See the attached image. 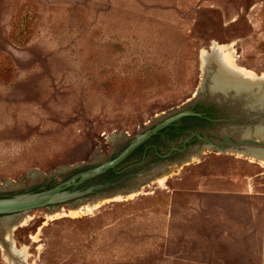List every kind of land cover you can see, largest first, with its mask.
I'll return each instance as SVG.
<instances>
[{"label":"rangeland","instance_id":"374dc122","mask_svg":"<svg viewBox=\"0 0 264 264\" xmlns=\"http://www.w3.org/2000/svg\"><path fill=\"white\" fill-rule=\"evenodd\" d=\"M218 44L264 72V0H0V197L105 162L191 105L217 109L200 127L213 143L261 141L264 83L236 97L212 90L218 68L203 70L200 55ZM188 141L85 197L0 217V264H264V162L228 141ZM20 218L13 253L5 233Z\"/></svg>","mask_w":264,"mask_h":264},{"label":"water","instance_id":"95a60500","mask_svg":"<svg viewBox=\"0 0 264 264\" xmlns=\"http://www.w3.org/2000/svg\"><path fill=\"white\" fill-rule=\"evenodd\" d=\"M227 92H234L233 97L241 95V92L238 93L235 92L234 90H228ZM191 115L198 116L199 114L191 110H183L163 119L153 127L148 128L142 133H139L138 135L134 136L128 142V144L112 158L96 166L79 171L76 174L72 175L70 178L56 184L51 188L36 192H25V193L0 197V217L4 218L3 220L5 224V222L11 221L13 215L24 213L37 208H44V207L46 208L58 204L61 205L72 199L77 200L82 197H85L94 190L107 186V184L106 185L97 184V185L87 186L81 189H74L79 185L83 184L84 182L104 174L110 169H114L117 165H119L122 161H124L126 157H128L136 148H138L140 145H142L152 136L156 135L160 130L170 126L175 121L185 116H191ZM195 135L198 137L200 141L204 143L205 145L204 147L216 149L219 151H223L225 149L226 147L225 141H228L231 147H233L232 149L235 150L247 151V150H251V148L264 149L263 135H261V141L250 139V137L249 138L246 137L244 139H241L240 141L234 142L229 137H225L221 141L220 145L213 143L209 139L199 134H195ZM188 140L189 138L184 141L183 148L180 150H184L185 143Z\"/></svg>","mask_w":264,"mask_h":264},{"label":"bare ground","instance_id":"6f19581e","mask_svg":"<svg viewBox=\"0 0 264 264\" xmlns=\"http://www.w3.org/2000/svg\"><path fill=\"white\" fill-rule=\"evenodd\" d=\"M200 57H201L200 58L201 67L203 70L207 69L206 67L210 62L214 63L218 68L217 70L218 72L211 77L213 80L211 89L214 91L225 93L226 91L232 89L240 93L244 90L251 89L254 85H260L264 83V72L257 74L253 70H250L239 64L236 59V56L232 54V52L229 50L227 45L218 44L216 46H213L210 52H207L206 50H202ZM260 149L261 148H251V150H247L252 152L251 154L248 155L253 159H257L259 161L264 162V151ZM165 178H166L165 176L158 177L157 178L158 183L163 184ZM111 199L120 200L121 197L119 195H116L114 196V198ZM101 201L103 200L90 202L84 207L80 205L76 206L75 208L70 209L69 212L71 214H77V215L90 213L92 210L98 207L100 203H102ZM55 213H59V214L61 213V215L62 214L66 215V213L63 212V210L61 209L53 213L47 214V217H51ZM22 222L23 219L20 218L6 228L5 238L7 239L9 248L13 253H18V250L15 247V242L14 239L12 238V231ZM37 235L38 234L35 233L34 235L31 236L32 241L34 242L38 241Z\"/></svg>","mask_w":264,"mask_h":264},{"label":"flooded vegetation","instance_id":"af4514ba","mask_svg":"<svg viewBox=\"0 0 264 264\" xmlns=\"http://www.w3.org/2000/svg\"><path fill=\"white\" fill-rule=\"evenodd\" d=\"M197 105L199 106L202 104H197ZM197 105H191L189 110L198 113L199 115L197 117H199V120H185L183 122H180V125H175V127L173 129H171L169 131V133L166 134L165 144H169V148H168V151L166 153L161 154L160 148L155 143H153V142L146 143V144H144V146L142 148L141 157L139 159L135 160L134 162H130L127 165H125L124 167L120 168V170H118L117 173L123 174V172L126 169L137 166L149 154V152L154 150V149L157 150V158L158 159H162L164 156H165L164 159H166L168 156H171L175 152L185 151L187 148V143H185L184 150H180L183 148V144H181V147L175 146V144L172 142V140L175 136H172V135L173 134L175 135V133L177 134V133L181 132L183 134H180L178 137H180L184 134H187L189 141H192L194 138L198 139V137L195 134L201 135L200 134V127L203 125V123H206V122H204V120L202 118L206 117L208 122L215 120V118H210V117L204 116V113H206L204 110H205V108L206 109L208 108L207 105H202V106H204V109H202V113H200L201 108L197 107ZM191 116H195V115H191ZM180 127H183L182 131H180ZM97 184H100V183H97ZM106 184L107 183H103L102 185H106Z\"/></svg>","mask_w":264,"mask_h":264},{"label":"trees","instance_id":"16d2710c","mask_svg":"<svg viewBox=\"0 0 264 264\" xmlns=\"http://www.w3.org/2000/svg\"><path fill=\"white\" fill-rule=\"evenodd\" d=\"M197 107L201 108L200 113H202V109H204V106H202V105L198 106L197 105ZM204 111L206 112V113H204V116H207L210 118H215L216 113H217V109L214 107H208L207 109L205 108ZM202 119L204 120V122H206V123L208 122L206 117H203ZM185 120H199V117H197V116H185V117L175 121L173 124H171L170 126L160 130L156 135L152 136L146 142H144L142 145H140L138 148H136L128 157H126V159L123 162L127 161L131 156H133L137 153L141 154L142 148H143L144 144H146V143L153 142L157 146L159 144H165L166 134L169 133V131L171 129H173L175 127V125H180V122H183ZM182 130H183V127H180V131H182ZM180 134H183V133H181V132H179L177 134L175 133V135L173 134L172 136L178 137ZM151 153L155 157H157V150L154 149L151 151ZM116 154H114L113 156H115ZM119 166H120V164L117 165L114 169H110L107 172H105L104 174L99 175L97 178H99L101 180L98 183L103 184V183H112V182L116 181L120 177V175H122L121 173H117V171L120 170ZM88 182H89V180L84 182V184H87ZM50 187H52V186H50Z\"/></svg>","mask_w":264,"mask_h":264}]
</instances>
